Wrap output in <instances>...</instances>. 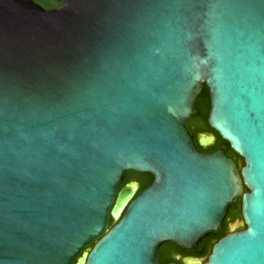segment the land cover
<instances>
[{"label":"water","instance_id":"95a60500","mask_svg":"<svg viewBox=\"0 0 264 264\" xmlns=\"http://www.w3.org/2000/svg\"><path fill=\"white\" fill-rule=\"evenodd\" d=\"M53 1L0 0V264L202 253L238 199L182 264H264V0ZM202 85L239 171L186 129Z\"/></svg>","mask_w":264,"mask_h":264},{"label":"trees","instance_id":"16d2710c","mask_svg":"<svg viewBox=\"0 0 264 264\" xmlns=\"http://www.w3.org/2000/svg\"><path fill=\"white\" fill-rule=\"evenodd\" d=\"M37 4H39L41 7L44 9H51L50 3L52 2L49 0L48 2H45L43 0H33ZM194 108L197 111V114L193 115L191 118V122L196 123V126L198 129L203 132V133H209L212 132V130L208 127L207 125V116H208V111H209V97H208V90L205 85H202L200 94L197 96L194 104ZM217 136V144L214 146L216 148L219 144H225L227 146V156L232 158L235 163L237 170L239 171L240 168L243 166V161L235 155L229 148L228 144L221 140V138L216 134ZM131 180H137L139 183V188L136 193L138 195L140 192L145 190L149 184L152 181V178L150 175H142V174H137L133 172L127 173L125 176L123 184L128 183ZM243 191H246V189L243 187ZM242 221L241 219V214H240V199L237 200V202L230 208L227 217H226V222L223 226V229L221 232H218L214 235H210L204 242V250L202 253H200V250H197L195 252H190L189 254L193 256L194 258H197L204 263L208 257V255L211 252V248L214 243H216L218 240H220L222 237L228 235L229 232V224H231L234 221ZM116 221L112 220L111 218L108 221V229H110ZM245 227L238 228L236 231H242L244 230ZM188 254V253H186ZM182 256L184 253L180 251L176 246L173 244L167 243L164 244L160 248V252L158 254L159 257V264H168V263H179V259H176V256Z\"/></svg>","mask_w":264,"mask_h":264},{"label":"flooded vegetation","instance_id":"af4514ba","mask_svg":"<svg viewBox=\"0 0 264 264\" xmlns=\"http://www.w3.org/2000/svg\"><path fill=\"white\" fill-rule=\"evenodd\" d=\"M43 1H45V2H48L49 0H43ZM52 2L50 3V5L51 6H53V7H51V9H53V8H58V7H60V4H58V3H56V2H54L53 0H51ZM191 120V119H190ZM188 121L187 123H186V129H187V131L189 132V134L193 137V141H194V144H195V146H196V148L200 151V152H202V153H211V152H214L219 146H221V145H223V144H219L216 148H214V146L217 144V142H218V140H217V136H216V132H214L213 130H212V132H209V133H203V132H201L199 129H198V127L196 126V123H194V122H191V121ZM202 136H210V137H212V140L211 141H206L205 142V145L204 146H202L201 145V137ZM225 145V144H224ZM226 146V145H225ZM226 148H227V146H226ZM226 155H227V149H226ZM127 175V174H126ZM152 178V177H151ZM131 182H134V183H136L137 184V187L139 188V183L137 182V180H131V181H129L128 183H131ZM152 182V181H151ZM128 183H126V184H128ZM151 184V183H150ZM149 184V185H150ZM123 185H125V184H123ZM138 188H137V191H138ZM137 191H136V193H137ZM227 217V216H226ZM225 222H226V219H225V221H224V224H225ZM163 246V245H162ZM161 246V247H162ZM160 247V248H161ZM179 249V248H178ZM180 251H182L183 253H184V255H182V256H179V255H177L176 256V259H179V263H176V264H182V260L184 259V258H194L193 256H191L189 253L190 252H195V251H197V250H200L199 248H197L196 250H193V251H188V250H182V249H179ZM159 252H160V249H159ZM186 253H188V254H186Z\"/></svg>","mask_w":264,"mask_h":264}]
</instances>
